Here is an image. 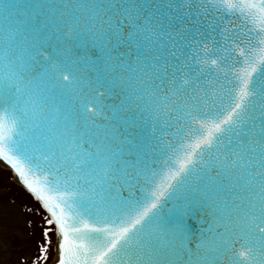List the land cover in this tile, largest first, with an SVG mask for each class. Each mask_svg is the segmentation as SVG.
<instances>
[{"label":"water","instance_id":"95a60500","mask_svg":"<svg viewBox=\"0 0 264 264\" xmlns=\"http://www.w3.org/2000/svg\"><path fill=\"white\" fill-rule=\"evenodd\" d=\"M0 165L49 264H264V0H0Z\"/></svg>","mask_w":264,"mask_h":264},{"label":"rangeland","instance_id":"374dc122","mask_svg":"<svg viewBox=\"0 0 264 264\" xmlns=\"http://www.w3.org/2000/svg\"><path fill=\"white\" fill-rule=\"evenodd\" d=\"M38 209L0 168V264H24L34 258L42 221Z\"/></svg>","mask_w":264,"mask_h":264},{"label":"trees","instance_id":"16d2710c","mask_svg":"<svg viewBox=\"0 0 264 264\" xmlns=\"http://www.w3.org/2000/svg\"><path fill=\"white\" fill-rule=\"evenodd\" d=\"M52 233L51 232H48V237L46 239V245L45 247L43 248V254L44 255V258L45 260H48L49 257L51 256L52 254ZM29 264H35V263H29Z\"/></svg>","mask_w":264,"mask_h":264}]
</instances>
